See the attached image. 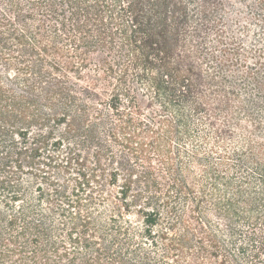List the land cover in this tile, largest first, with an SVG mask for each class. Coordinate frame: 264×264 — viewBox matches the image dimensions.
<instances>
[{"label":"trees","instance_id":"16d2710c","mask_svg":"<svg viewBox=\"0 0 264 264\" xmlns=\"http://www.w3.org/2000/svg\"><path fill=\"white\" fill-rule=\"evenodd\" d=\"M234 1L0 0V264H264V53L224 42ZM204 116L229 157L205 137L190 183L171 140Z\"/></svg>","mask_w":264,"mask_h":264},{"label":"rangeland","instance_id":"374dc122","mask_svg":"<svg viewBox=\"0 0 264 264\" xmlns=\"http://www.w3.org/2000/svg\"><path fill=\"white\" fill-rule=\"evenodd\" d=\"M239 1L240 0L234 1V3H236L237 5L236 8H234L235 10L231 11V9L233 8L230 7L229 9V6L225 8L227 9V11L232 12V13L230 15H227L226 17V22L230 23L231 26L229 27L228 30L225 29V32L223 33L224 42L229 44L230 42H233V39L237 42L239 41L242 42V41H246L245 39L249 37L250 42L246 44L245 46H243V49H241L242 57H245V56L251 57L252 53L254 52L253 50H251V48L255 47L254 45L262 49V52L264 53V0H242L243 1L242 4H239L240 3ZM223 20L224 18L222 17L221 22H223ZM241 23H244L250 27L249 33H247V31L242 33L241 31L242 29H240ZM223 29H224V25L220 26L219 30H223ZM212 34L213 35H211L210 39L214 41L217 39V37L215 33H212ZM217 48H219L216 50L219 56L218 59L220 58L223 59L224 55H223V52L220 51L221 47H217ZM255 54L258 55V51ZM230 58L235 60V58L231 54H230ZM253 61L254 60H252V63L249 64L250 66L251 65L253 66ZM239 69L246 70L242 66ZM247 70L251 71L250 69H247ZM247 77L249 78V76ZM238 83L240 84L243 82H238ZM238 87H239V90L242 91L239 85ZM246 88H247V91L254 93V91L256 90V81L252 80L250 83L246 85ZM137 89L139 90L138 95L140 96V98L144 101H147V97H146L147 92L145 88H142L141 86H137ZM242 92H243V96H245L246 92L244 90ZM205 119H207L206 116H204L203 120L201 118L194 119L192 126L190 128V134L193 136V138L194 137L200 138L198 142L196 141L193 142L192 140H188V139L176 140L175 138L171 140V143H172L171 148L173 152L169 155V161H171V164L169 163V165H171L172 167H176L177 169H179L181 166V168H183L182 170V173H184L183 175H186V177H188L190 183H193V176H195L198 179L199 178L201 179L202 171H200L199 169L192 168L193 176H189L185 163L189 161V155L190 153L191 154L193 153L195 146H197V144L203 143V140L205 139V137H211L210 143L209 145H207V147H205L206 150L204 149L200 150L198 154L199 156H209L210 155L214 159L222 157V156L229 157V152H227L224 149L218 150L216 148L217 147L216 144H218L217 142L218 139L216 137V134L215 133L213 134V132L210 131L211 128ZM206 141L207 139H205L204 144L206 143ZM222 144L223 146H226V148L229 147L228 145L230 146L234 145L232 140H230L229 138ZM115 151L119 153L120 149L117 150L116 148ZM93 152H94V148L91 145L89 146V149L87 150L81 149L80 162L83 163V165L78 164V162L76 163L74 162L70 169L64 167L65 165H62V164H65L64 157H66L65 156L66 152H61L60 157H56L57 164H53L54 166L52 168H49V170L51 171V176L54 177L56 180H58L60 183H66V182L70 183V188H71L74 182V177H77L79 175L78 174L79 169L81 168L84 169L88 174L92 172V168L94 167V161H95L93 157ZM154 165L159 167L158 161H154ZM108 168H110V166H108ZM231 174L233 175V173ZM34 186H36V181L33 184V187ZM196 188L197 190L199 189V187H196ZM112 189H114V191L117 190V188H112ZM163 198L165 199L166 196L162 194L161 199ZM34 202L37 204V201H34ZM42 206L47 207V203L43 202ZM110 213L111 212H109V214ZM164 217H167L166 214H164ZM185 220L187 223H192V218L190 216V209H188L186 213ZM177 257L179 258V264H190L188 260V256L186 254L180 252L177 254Z\"/></svg>","mask_w":264,"mask_h":264}]
</instances>
